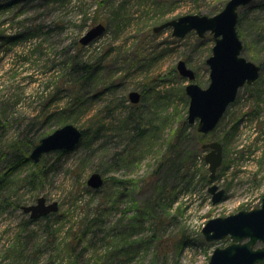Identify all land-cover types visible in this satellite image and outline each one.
Returning a JSON list of instances; mask_svg holds the SVG:
<instances>
[{"label":"rangeland","instance_id":"1","mask_svg":"<svg viewBox=\"0 0 264 264\" xmlns=\"http://www.w3.org/2000/svg\"><path fill=\"white\" fill-rule=\"evenodd\" d=\"M228 1L0 0V264H209L231 243L208 242L202 230L264 198V0L240 8L237 26L259 81L209 134L188 121L191 81L177 65L185 61L207 88L212 35L155 32L182 16L217 15ZM98 24L106 31L83 45ZM80 61L98 69L81 83ZM66 124L85 132L76 148L8 172ZM213 141L224 148L214 182L203 149ZM93 173L101 188L88 184ZM213 183L226 192L216 204ZM41 197L59 210L32 220L22 207Z\"/></svg>","mask_w":264,"mask_h":264},{"label":"water","instance_id":"2","mask_svg":"<svg viewBox=\"0 0 264 264\" xmlns=\"http://www.w3.org/2000/svg\"><path fill=\"white\" fill-rule=\"evenodd\" d=\"M253 1L229 0L217 15H186L155 28V32L173 28L172 35L177 38H184L193 31L200 38L212 35L215 43L212 55L207 59L210 67V83L207 88L194 82L195 71L185 61L181 60L177 65L180 75L191 81L186 86V93L190 98L188 121L190 124H197V130L201 134L214 131L228 107L236 101L240 89L254 84L261 76L262 67L242 56L244 45L237 31L240 8ZM105 31V25L98 24L82 37L81 43L87 45ZM129 97L135 104L141 100L138 92H131ZM82 137L83 131L80 128L66 124L42 138L30 153V159L38 163L50 152L70 151L78 146ZM203 149L208 150L205 160L214 182L217 171L223 164L224 148L220 142L213 141L204 144ZM88 184L94 189L101 188L104 178L99 173H93ZM209 192L213 196V204L220 202L226 193L215 183L211 185ZM23 210L36 220L57 212L59 204H48L47 199L41 197L35 205L24 206ZM202 234L208 242L227 238L231 240L228 246L214 249L209 264H264V198L258 208L209 220L204 225Z\"/></svg>","mask_w":264,"mask_h":264},{"label":"trees","instance_id":"3","mask_svg":"<svg viewBox=\"0 0 264 264\" xmlns=\"http://www.w3.org/2000/svg\"><path fill=\"white\" fill-rule=\"evenodd\" d=\"M20 0H7V6H12L14 4H17ZM78 67L80 69V72L83 73V77H80L81 80H80V83L81 81L84 80H87L89 78V76L91 75H95L97 74L98 72V69H94L92 67V65L88 64V63H84L82 61H80L78 63ZM85 135V132H83V136ZM60 153H65V151L63 152H60ZM30 164L31 163V160L29 158V156L27 154H23L21 156H19L18 158H16L15 161L12 162V164L7 168L8 172L12 169H17V168H20V167H23L25 166L26 164ZM176 166H178V170H177V173L178 171H182L183 170V167H185V165H174V167L172 169H174ZM187 170L190 169V166L186 167ZM180 174V173H178ZM10 175V173H9ZM185 177V176H184ZM48 216L44 217L43 219H46ZM97 222V218L96 217H93L91 219H89V222L88 223H85L87 225V227L85 229H81L79 232H78V237L81 235L82 236H86L88 234V232L90 233V226L94 223ZM81 237L78 239L77 237H75V241H77L78 243L81 241ZM72 250H74V248H72ZM69 264H73V263H69Z\"/></svg>","mask_w":264,"mask_h":264},{"label":"flooded vegetation","instance_id":"4","mask_svg":"<svg viewBox=\"0 0 264 264\" xmlns=\"http://www.w3.org/2000/svg\"><path fill=\"white\" fill-rule=\"evenodd\" d=\"M258 81H259V80H258ZM258 81H256L254 84L258 83ZM254 84H252V85H254ZM247 86H249V85H247ZM236 101H237V99H236ZM236 101H235V102H236ZM235 102H234V103H235ZM234 103H233V104H234ZM256 112H257V110H256L255 112L252 113V116H253V115H257V116H259V114H258V113L256 114ZM229 113H230V111H229ZM255 118H256V116H254L253 119L258 123L259 120L255 119ZM59 152H62V151H59ZM45 155H47V154H45ZM42 158H43V157H42ZM42 158H41V159H42ZM38 163H39V162H38ZM47 203H48V202H47ZM23 207H24V206H23ZM23 207H22V209H23ZM23 211H24V210H23ZM24 213H25V212H24ZM25 214H27V213H25ZM27 215H29V217L31 218V215H30V214H27ZM31 219H32V218H31ZM32 220H34V219H32Z\"/></svg>","mask_w":264,"mask_h":264}]
</instances>
